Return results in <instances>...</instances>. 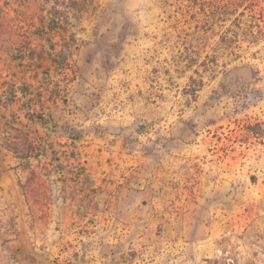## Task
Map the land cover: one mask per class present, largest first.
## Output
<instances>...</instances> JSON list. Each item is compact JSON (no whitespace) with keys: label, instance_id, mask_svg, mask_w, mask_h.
<instances>
[{"label":"rangeland","instance_id":"obj_1","mask_svg":"<svg viewBox=\"0 0 264 264\" xmlns=\"http://www.w3.org/2000/svg\"><path fill=\"white\" fill-rule=\"evenodd\" d=\"M0 264H264V0H0Z\"/></svg>","mask_w":264,"mask_h":264},{"label":"trees","instance_id":"obj_2","mask_svg":"<svg viewBox=\"0 0 264 264\" xmlns=\"http://www.w3.org/2000/svg\"><path fill=\"white\" fill-rule=\"evenodd\" d=\"M254 37V36H253ZM56 57L53 59L56 67H60V65L62 63H66L69 61V58L70 56L63 53V52H58L57 55H55ZM25 117L28 119V120H32V121H38L39 123H42L44 125H46V123H44L46 121V118L44 116V114L42 112H37V111H34L33 113H26L25 114ZM37 139H39V141H42L41 137H38ZM42 143V142H41ZM15 149V150H14ZM13 151L17 152V149L14 148ZM42 152H39L38 155H42L41 154ZM22 156H20L21 159H26L28 157H30L32 154L30 152H26V153H23L21 154Z\"/></svg>","mask_w":264,"mask_h":264}]
</instances>
